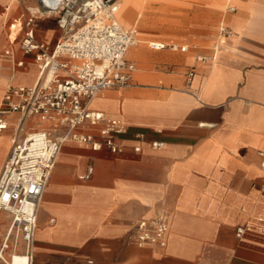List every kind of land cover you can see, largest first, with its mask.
<instances>
[{
    "label": "crops",
    "instance_id": "0c3cea01",
    "mask_svg": "<svg viewBox=\"0 0 264 264\" xmlns=\"http://www.w3.org/2000/svg\"><path fill=\"white\" fill-rule=\"evenodd\" d=\"M176 1L174 13L159 14V24L143 12L141 34L148 46L187 49L146 51L137 39L126 52L139 64L136 82L90 101L91 110L127 123L118 137L122 150L63 145L41 198L32 264H264V234L236 233L264 218V0ZM6 3L0 20L33 16L37 41L53 47L61 38L55 15L43 12L38 0H0ZM118 8L117 21L135 28L125 26L127 17L123 24ZM222 25L230 31L226 37L219 35ZM16 45L19 40L11 45L8 39L6 49L15 54ZM18 60L24 65L10 60V83L32 84L33 56L15 54ZM5 82L1 72L0 88ZM12 130L0 131V173ZM89 167L91 175L82 177ZM158 213L169 215L166 245L132 243L135 221ZM8 226L2 213L0 240ZM18 250L24 252L21 244Z\"/></svg>",
    "mask_w": 264,
    "mask_h": 264
},
{
    "label": "built area",
    "instance_id": "2783aa9c",
    "mask_svg": "<svg viewBox=\"0 0 264 264\" xmlns=\"http://www.w3.org/2000/svg\"><path fill=\"white\" fill-rule=\"evenodd\" d=\"M21 2L22 0H14ZM45 13L53 14L62 36L53 46L37 41L34 17L22 14L8 22V39L19 40L20 50L32 55L38 68L36 80L30 85L9 83L0 99V131L11 124L13 131L8 158L0 173V216L7 213L9 226L0 247L13 249L22 245L29 264L37 215L43 192L55 162L66 142L88 144L94 150L120 152L118 137L127 130L123 119L110 118L89 108L100 92L127 86L132 80L134 64L126 59L128 48L136 43V28H124L116 19L119 0H38ZM7 10V7H5ZM222 25L220 37L229 35ZM153 49L169 48L185 51L186 46L152 41ZM2 57L16 66L12 48ZM203 61L207 57L199 56ZM213 59L214 56H209ZM189 82L193 69L186 72ZM154 146H159L154 143ZM138 149V148H135ZM264 169V152L259 151ZM93 168L82 176L88 178ZM264 207V197L262 200ZM169 215L158 213L154 218L135 221L130 241L138 246L164 247L167 242ZM257 231L264 234V218L258 217L236 229L237 235ZM91 263V261H88Z\"/></svg>",
    "mask_w": 264,
    "mask_h": 264
},
{
    "label": "rangeland",
    "instance_id": "374dc122",
    "mask_svg": "<svg viewBox=\"0 0 264 264\" xmlns=\"http://www.w3.org/2000/svg\"><path fill=\"white\" fill-rule=\"evenodd\" d=\"M122 1V0H120ZM130 3H132V13L130 15H126L121 13V3L120 6L118 8V17L119 19L123 22L122 19H127L129 21L128 23L123 22V24H128L125 25L126 27H130L133 26L135 24V28L137 29V33H136V40L138 39V44L137 47H140L144 50L147 51V49L150 50L149 46H148V41L150 39L147 38V36H144L141 34V32L144 30H147V22L146 25H144L141 21V18L143 16V12H147V13H152V15H156L155 19H157V24L160 23V15L159 14H165L167 12L169 13H174L172 11V9H174L173 7L177 6L179 3L176 0H128ZM119 2V1H118ZM161 2H164V5H160ZM8 6V4H0V15L1 13H3L5 11V7ZM136 16V17H135ZM1 17V16H0ZM127 17V18H126ZM8 22H6V19H1L0 20V75L1 72H4L6 74V82L5 84L0 88V98L2 96V93L4 92L6 86L10 83L11 81V69H12V63L10 60L2 57V53L3 51L8 47V38H7V33L6 30H8L7 27ZM131 49V48H130ZM152 50V49H151ZM15 54L17 58H21L22 57V52L21 50L18 48V46L16 45L15 47ZM126 59L130 60V62L132 61V63L134 64V73L132 75V80L130 81V83L127 85H132L136 82V73L137 70L140 68L139 64H137L135 61H133L129 56H127L126 54ZM16 70L21 71L23 70V68H17ZM141 71H147V64H142L141 65ZM33 74H34V70H33ZM33 79V75L29 76V78L26 79V81H31ZM14 81V79L12 80ZM124 86V87H127ZM121 87V88H124ZM120 89V88H117ZM17 117V114L14 115V118ZM11 133H13V130L11 131ZM10 147V145H9ZM5 236L3 235L1 237L0 240V245L1 243L4 241ZM7 244L8 247L4 249V251L2 252L3 258L5 259V262L8 263V261L10 260V255L14 252L17 253H22L18 250V247L16 249H13V237L10 236L7 240ZM23 254V253H22ZM0 264H6L2 261V259H0Z\"/></svg>",
    "mask_w": 264,
    "mask_h": 264
},
{
    "label": "bare ground",
    "instance_id": "6f19581e",
    "mask_svg": "<svg viewBox=\"0 0 264 264\" xmlns=\"http://www.w3.org/2000/svg\"><path fill=\"white\" fill-rule=\"evenodd\" d=\"M132 11H133L132 3H130L128 0H122L121 1V13L130 15ZM122 20L123 22L128 23L127 19H122ZM130 48L128 49V52H130L131 50ZM9 126H13V118L11 119V124ZM1 257H3L2 254H1ZM8 262L10 264H28V257L26 255H20L17 252H15L10 256V260Z\"/></svg>",
    "mask_w": 264,
    "mask_h": 264
}]
</instances>
